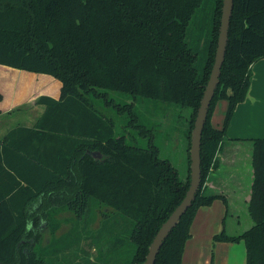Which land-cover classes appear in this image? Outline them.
<instances>
[{"label": "trees", "instance_id": "trees-1", "mask_svg": "<svg viewBox=\"0 0 264 264\" xmlns=\"http://www.w3.org/2000/svg\"><path fill=\"white\" fill-rule=\"evenodd\" d=\"M203 5L204 0H0V65L61 83L58 100L38 99L47 108L34 129L17 128L0 142V264H48L49 248L37 256L34 228L51 208L65 206L82 218L92 199L111 209L112 223H125L115 215L131 221L129 240L136 250L130 264L145 263L157 232L189 189L191 162L181 178L152 140L141 148L116 135L112 117L98 104L112 111L114 91L188 107L191 144L215 61L223 0L206 3L205 25L188 39ZM261 59L264 0H234L226 58L202 136V186L155 264H182L198 210L218 199L227 206L223 195L204 186L218 166L216 156L236 107L248 95L252 66ZM220 100L228 107L223 126L216 128L212 116ZM116 106L122 114L130 110L128 127L143 136L151 133L138 123L133 104ZM22 132L33 136L35 153L22 148ZM253 142V225L237 236L224 228L214 241H244L246 264H264V138Z\"/></svg>", "mask_w": 264, "mask_h": 264}, {"label": "crops", "instance_id": "crops-1", "mask_svg": "<svg viewBox=\"0 0 264 264\" xmlns=\"http://www.w3.org/2000/svg\"><path fill=\"white\" fill-rule=\"evenodd\" d=\"M6 69L23 74L21 70L0 65V73L3 72L0 75V92L3 94V100L0 102V142H3L6 136L17 128L34 129L47 108L46 105L39 104L38 99L43 95H47L58 100L61 90V86L57 84L58 87L54 92L41 91L39 93L37 82L30 80L26 82L15 81L12 78L6 84L4 79ZM252 73L248 95L245 101L236 107L227 128L222 149L216 156L218 166L210 172L205 184L209 192L223 195L227 199V206L223 200L218 199L211 206L201 207L198 210L191 227L192 236L187 241L184 249L182 264H246L247 262V249L244 241L237 243L215 242L214 236L220 234L224 228L227 233L230 232L228 227L230 223L226 222V218L229 216L232 219H237V223L234 224L236 225V233H229L230 236L241 235L252 227L248 222L243 229L237 228L241 224L238 218L241 217L242 213L251 217L249 203L255 179L253 141L264 138V59L253 64ZM39 75V77L49 76ZM220 101H225V104L220 106L221 116L216 118L215 111L212 116V125L216 128L223 126L228 107L226 100ZM20 135L24 137L21 140L22 148L26 152L35 153L37 144L33 136L28 132H22ZM10 155L11 157L15 155V151ZM16 157L18 156L16 155ZM56 210L51 208L49 211L55 212ZM60 213L59 216H65V214L69 215L71 212L61 211ZM57 227L59 226L55 224L54 228ZM40 228L44 231L53 230L50 223H45V221L41 222ZM60 229L64 230L60 231L63 234L57 241H61L65 234L69 232H65V226L60 227ZM114 240L120 242L116 238ZM242 242L245 248L241 244ZM243 251L244 254H242ZM231 252H234L235 257H231ZM114 262L117 263V260L114 259Z\"/></svg>", "mask_w": 264, "mask_h": 264}, {"label": "rangeland", "instance_id": "rangeland-1", "mask_svg": "<svg viewBox=\"0 0 264 264\" xmlns=\"http://www.w3.org/2000/svg\"><path fill=\"white\" fill-rule=\"evenodd\" d=\"M206 3L207 5H211V0H204L203 7L197 11L190 25L188 39L192 40L196 38L200 32V25H205L207 20V15L204 13L205 7L207 6ZM2 73L3 72H1L0 75ZM22 73L23 74L15 70L6 69L4 77L5 83L7 84L11 78L15 81H35L37 82V90L39 93L41 91L46 93L54 92L58 85L61 86L59 81L51 76L39 77L40 75L36 73L23 71ZM111 96L112 111L104 110L100 104H98V107L112 117L115 124L116 135H124L128 144L137 145L141 148H147L149 146V141L152 140L160 149V157L169 160L179 171L180 177L185 178L188 174L190 162L189 153L191 144L188 139L190 108L140 97L134 99L129 95L114 91L111 92ZM116 103L133 104V112L136 113L139 118L138 123L146 126L151 130V133L147 132L146 135L143 136L139 133L138 129L128 127L127 122L129 116L131 118L130 110L127 109L123 114L119 113ZM221 104L224 105L225 101H219V104L217 102L214 110L216 112L215 115L217 114V116H215L216 118L221 116ZM93 157L98 160L103 159L97 152H94ZM57 210L60 212H70L65 206ZM57 210L55 212L49 211L47 219L44 218L41 221L42 223L43 221H45V223H50L53 229L52 231H44L41 229V223L34 228L37 233L36 235H38L37 240H35L37 256L40 257L41 251L46 248L45 246L49 243L47 245L50 251L49 257H47L48 264L132 263V253L135 252L136 247L129 240V236L133 229V224L130 223L131 221L129 219L121 216L117 217L115 215L117 220L121 219V222L125 223H118L117 225L115 222L112 223L111 209L106 205L99 204L97 200L94 199L91 200L88 212L82 218H77L73 212L69 213V215L65 214V216H59L61 213ZM238 220L241 222L240 226L237 224V228L240 230L246 227L248 222H250V226L253 225L252 218L243 213ZM226 222L230 223L228 224L229 233H236V225L234 224L237 223V219H232V217L229 216L226 218ZM55 224L59 227L54 228ZM62 226H65V232H69L65 234L61 241L58 240L57 244H55L54 241L63 234L60 232L64 230L60 229ZM229 233L227 234L230 235ZM115 238L120 242H116L114 240ZM241 244H243V242ZM243 246L245 248L244 244ZM242 254H244V251ZM234 255V252H231V257H235ZM240 256L239 254V257ZM114 259L117 260V263L114 262Z\"/></svg>", "mask_w": 264, "mask_h": 264}, {"label": "water", "instance_id": "water-1", "mask_svg": "<svg viewBox=\"0 0 264 264\" xmlns=\"http://www.w3.org/2000/svg\"><path fill=\"white\" fill-rule=\"evenodd\" d=\"M233 9L234 0H223L215 61L211 71V75L209 77V81L205 87V91L200 103V107L197 111V116L191 133V145L189 153L191 162L189 189L182 202L176 207L170 217L166 220V222L163 223V225L157 232L152 244L149 247V252L146 256V261L144 264L156 263L157 256L163 244L165 243L166 239L169 237L173 229L178 225L182 216L188 211L189 208H191L202 186V136L208 120L211 104L219 85L222 67L226 58Z\"/></svg>", "mask_w": 264, "mask_h": 264}]
</instances>
